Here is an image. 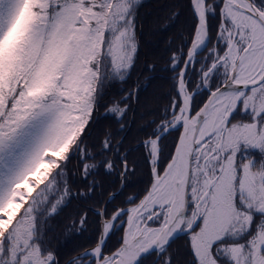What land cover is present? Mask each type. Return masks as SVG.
Segmentation results:
<instances>
[{"label":"snow or ice","instance_id":"obj_1","mask_svg":"<svg viewBox=\"0 0 264 264\" xmlns=\"http://www.w3.org/2000/svg\"><path fill=\"white\" fill-rule=\"evenodd\" d=\"M144 7L0 0V264H264V0L167 6L163 67Z\"/></svg>","mask_w":264,"mask_h":264},{"label":"trees","instance_id":"obj_2","mask_svg":"<svg viewBox=\"0 0 264 264\" xmlns=\"http://www.w3.org/2000/svg\"><path fill=\"white\" fill-rule=\"evenodd\" d=\"M179 0H145V7L141 9L142 18L145 20V29L148 33L145 36L146 41H151V43L145 44L142 52V61L146 55L148 59H155L157 61L158 67H163L165 63L164 59V50L163 43L169 35H171L175 30H169L168 32H155L152 34L153 28L155 25L153 21L157 16L163 17L166 14V8L169 5L178 3ZM150 14V15H149ZM164 21L161 20V23ZM167 75L164 72L157 73V79L153 80L151 85L146 89L142 90L140 93V102L136 106V123H143L151 118V113L154 110H157L159 106L165 102L163 99L165 92L168 89L167 80L163 79ZM135 79V76L133 77ZM141 113L144 114L141 119ZM111 124L115 128V124L112 121L105 120L102 121V125ZM136 134V125H133L132 132L129 134V143H134L133 137ZM135 155V154H134ZM97 179L102 180L104 183V195H107L108 191L114 190L119 187V183L112 184V177L101 175ZM147 177L144 170L138 169L136 174L132 176L129 180L127 188L124 189L122 195L117 196L116 200L113 202V205H120L121 202L126 198L127 195L139 191L146 181ZM93 201H73L69 205L60 217L57 218L58 221H62L67 216L74 214L76 211H79L85 204H90ZM110 208L112 206H109ZM59 230V229H58ZM91 234V229L88 233H85V236L77 241V243H83L86 238Z\"/></svg>","mask_w":264,"mask_h":264}]
</instances>
